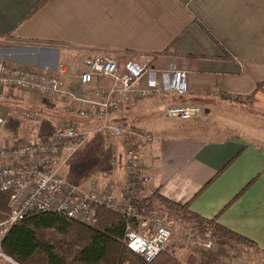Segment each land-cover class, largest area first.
<instances>
[{"label":"crops","instance_id":"crops-1","mask_svg":"<svg viewBox=\"0 0 264 264\" xmlns=\"http://www.w3.org/2000/svg\"><path fill=\"white\" fill-rule=\"evenodd\" d=\"M105 55L121 66L166 70L173 63L188 75L185 97L134 101L116 120L153 136L140 150L153 176L146 192L190 203L192 213L218 218L264 251V133L234 119L250 110L264 119V0H0V57L8 64H64L66 86L83 94L84 61ZM18 95L24 103L34 94ZM45 101L59 108L61 121L69 119L61 105ZM189 105L203 114L166 116L169 107ZM8 125L6 140L25 139L24 127L7 137ZM117 141L118 164L98 177L102 184L126 181Z\"/></svg>","mask_w":264,"mask_h":264},{"label":"built area","instance_id":"built-area-1","mask_svg":"<svg viewBox=\"0 0 264 264\" xmlns=\"http://www.w3.org/2000/svg\"><path fill=\"white\" fill-rule=\"evenodd\" d=\"M67 75L68 68L63 64L22 67L0 57V104L14 102L15 92L29 93L64 105L69 117L54 126L50 137L33 141L6 140L3 132L9 117L0 116V193L10 195L9 216L0 222V244L12 225L30 214H60L93 226L98 222V210L104 208L141 223L140 232L128 228L126 243L132 252L152 264L173 236L162 215L144 217L136 206L153 182L140 159V150L153 142V136L116 120L134 101L164 94L185 97L187 72L173 63L159 70L134 61L121 66L109 55L87 58L78 80L85 89L83 94L66 86ZM18 105L10 108L11 118L30 122L41 119L37 111ZM202 112L195 105L172 106L165 111L167 117L182 121L194 120ZM79 119L94 122L96 128L84 129ZM102 132L124 144L125 183L102 184L95 179L87 189L69 183L62 175L63 169L94 135ZM117 164L114 157L112 165ZM0 261L16 264L1 249Z\"/></svg>","mask_w":264,"mask_h":264},{"label":"trees","instance_id":"trees-1","mask_svg":"<svg viewBox=\"0 0 264 264\" xmlns=\"http://www.w3.org/2000/svg\"><path fill=\"white\" fill-rule=\"evenodd\" d=\"M9 198V194L0 193V221L9 216ZM136 206L144 217L160 214L186 224L190 229L185 245H167L152 264H183L179 258L180 249H202L206 244L212 248L213 241L220 248L233 250L235 246H243L261 251L254 241L220 225L218 218L209 220L192 213L190 203L175 204L162 197L158 190L145 191ZM129 227L140 232L141 223L104 208L98 210V222L93 226L60 214L34 213L10 227L0 249L16 264H148L128 248L126 234Z\"/></svg>","mask_w":264,"mask_h":264},{"label":"rangeland","instance_id":"rangeland-1","mask_svg":"<svg viewBox=\"0 0 264 264\" xmlns=\"http://www.w3.org/2000/svg\"><path fill=\"white\" fill-rule=\"evenodd\" d=\"M18 94L19 92H15L14 98L15 102L19 104L18 106L37 111L40 113L41 119L35 122L21 121L23 119L18 121L17 118L12 119L9 116V111L16 103H7L4 107L2 106V108H0V113L9 117L6 136L10 137L12 128L24 127L27 131L24 132L25 140L41 141L50 137L53 133L54 126L62 122L58 114L60 113L59 108H55L53 103L47 102L45 99L35 95H28L29 101L26 100L24 103H19L18 101H20L21 98ZM61 107L63 108L64 105H61ZM232 113L234 114L235 112ZM236 118H238L240 123H242L243 120H245L246 124L249 122V124L254 127V131L259 130L260 134L264 133V119L257 118L255 113L251 110L250 112L238 114L237 117H234L235 120H237ZM80 121V125L84 129L92 130L96 128L94 122L88 120ZM27 133L30 137H26ZM3 137H5L4 133ZM119 145L117 139H114L107 133L102 132L94 135L86 146L71 159L69 165L63 169V177L71 184L78 185L84 189L89 188L91 181L98 179L100 175L108 177L109 171H111L110 168L113 166L112 160L114 157L116 158L115 152L119 150ZM164 219L173 233L172 239L168 245H185L184 243L187 240V236L190 235L189 227L170 217ZM179 251V258L183 264H264L263 251L248 249L243 246H235L233 250L229 248H220L215 245L214 241L212 248H184ZM0 264L4 263L0 262Z\"/></svg>","mask_w":264,"mask_h":264}]
</instances>
